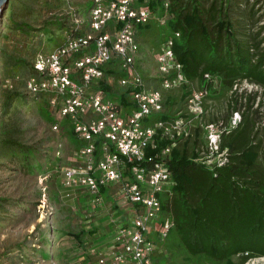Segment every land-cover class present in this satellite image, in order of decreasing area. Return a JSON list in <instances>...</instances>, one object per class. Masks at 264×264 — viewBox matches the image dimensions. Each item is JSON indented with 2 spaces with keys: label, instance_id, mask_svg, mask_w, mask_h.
I'll list each match as a JSON object with an SVG mask.
<instances>
[{
  "label": "built area",
  "instance_id": "2783aa9c",
  "mask_svg": "<svg viewBox=\"0 0 264 264\" xmlns=\"http://www.w3.org/2000/svg\"><path fill=\"white\" fill-rule=\"evenodd\" d=\"M171 16L169 0L162 11L146 0H92L86 13H76L60 44L38 53L35 73L27 80L29 89L48 93L51 107L71 119L78 139L75 162L62 167L64 195L87 197V210L102 211L107 207L104 187L133 207L130 220L111 215L115 233L109 246L90 248L99 254L100 264H153L157 239H165L174 225L162 198L172 195L177 183L170 166L173 149L193 137L195 128L203 127L205 136L197 161L214 169L229 160V149L221 144L227 127L206 119L211 73L168 117L150 118L167 111L165 91L189 83L174 48L180 31L158 42L156 78L161 87L150 85L138 66L139 29L149 21L164 25ZM113 59L125 74L106 73L104 65ZM106 80L128 89V104L98 86ZM240 116L236 110L233 126ZM243 264H264V255L250 256Z\"/></svg>",
  "mask_w": 264,
  "mask_h": 264
},
{
  "label": "rangeland",
  "instance_id": "374dc122",
  "mask_svg": "<svg viewBox=\"0 0 264 264\" xmlns=\"http://www.w3.org/2000/svg\"><path fill=\"white\" fill-rule=\"evenodd\" d=\"M146 1L154 2L158 8L161 0ZM253 2L258 21L252 28L257 29L264 23V0H250V4ZM246 3L247 0L239 1L242 6L236 7L238 13L231 12L232 17L243 13ZM91 4L92 0H10L0 21V264H100L99 254L91 253L90 248L103 250L113 242L110 210L90 212L84 206L87 198L64 195L62 167L75 162L78 143L68 131L71 119L51 107L48 93L33 92L27 85L35 73L38 53L57 46L65 35L62 25L70 24L78 11L86 13ZM155 25L147 31L149 39L138 32V66L150 85L161 87L157 84L155 52L159 33L169 30L165 24ZM211 80L204 101L206 119L223 130L225 126L233 127L232 115L238 109L229 104L230 94L235 89L253 93L255 100L249 111L258 107L262 120L258 122L259 131L264 134V87L244 78L235 81L233 90L221 96L219 77L212 74ZM185 86L165 91L174 102L169 110L184 104L183 93L185 98V93L203 84L193 81ZM158 114L152 113L150 118ZM55 123L59 128L53 127ZM195 137L200 138L199 152L205 143L203 127L195 128ZM157 240L153 264H228L190 254L176 235Z\"/></svg>",
  "mask_w": 264,
  "mask_h": 264
},
{
  "label": "trees",
  "instance_id": "16d2710c",
  "mask_svg": "<svg viewBox=\"0 0 264 264\" xmlns=\"http://www.w3.org/2000/svg\"><path fill=\"white\" fill-rule=\"evenodd\" d=\"M164 1H160L158 8L154 2L149 5L162 11ZM239 1L169 0L172 16L164 26L169 31L157 32L160 40L166 34L180 31L174 48L190 81L187 86L193 81L203 84L205 73L209 72L219 77L221 96L229 93L235 81L244 78L264 87V37L261 36L264 23L252 28L258 19L255 4H250V0L243 13L232 17L231 12L238 13L236 7L242 6ZM155 24L162 27L149 21L141 26L139 33L149 39L147 31ZM62 26L64 31L71 29V24ZM104 67L107 74H125L118 59ZM98 86L109 96L129 103L128 89L107 80ZM183 94L185 100L189 93H185V98ZM254 100L253 93H239L235 89L230 94L229 104L232 109L241 110L242 117L222 134V147L229 149V160L222 166L212 169L195 159L199 137H190L173 149L170 166L177 183L172 195L162 197L163 209L174 219L170 236L176 235L192 255H205L228 264H243L250 256L264 255V134L259 131L258 122L262 120L258 107L249 111ZM173 103L171 97H166L167 111L160 112L158 117H168ZM69 128L75 135L72 127ZM102 191L106 193L104 187Z\"/></svg>",
  "mask_w": 264,
  "mask_h": 264
},
{
  "label": "crops",
  "instance_id": "0c3cea01",
  "mask_svg": "<svg viewBox=\"0 0 264 264\" xmlns=\"http://www.w3.org/2000/svg\"><path fill=\"white\" fill-rule=\"evenodd\" d=\"M83 198L86 199L87 197H82L81 200ZM105 203L107 205L106 210H110L111 215H113L115 217L120 216V218H118V221H124V220L132 219V217H133L132 205L130 203H123V200L121 198H119L117 195L111 193V191H109V189H106ZM84 206H85V208H87L86 207V201L84 202ZM99 211H101V210H99ZM110 220H111V216H110ZM111 222H112V220H111ZM112 229H113V235H112L111 240L114 239V233H115L114 223H113Z\"/></svg>",
  "mask_w": 264,
  "mask_h": 264
},
{
  "label": "water",
  "instance_id": "95a60500",
  "mask_svg": "<svg viewBox=\"0 0 264 264\" xmlns=\"http://www.w3.org/2000/svg\"><path fill=\"white\" fill-rule=\"evenodd\" d=\"M9 1L10 0H0V21L2 19V16H3L8 4H9Z\"/></svg>",
  "mask_w": 264,
  "mask_h": 264
}]
</instances>
